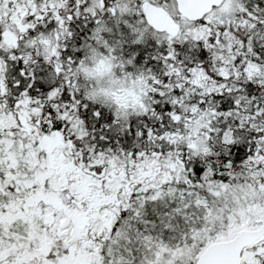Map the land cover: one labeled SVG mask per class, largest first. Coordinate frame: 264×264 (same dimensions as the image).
I'll return each mask as SVG.
<instances>
[{
	"label": "snow or ice",
	"instance_id": "6c2138e0",
	"mask_svg": "<svg viewBox=\"0 0 264 264\" xmlns=\"http://www.w3.org/2000/svg\"><path fill=\"white\" fill-rule=\"evenodd\" d=\"M0 264H264V0H0Z\"/></svg>",
	"mask_w": 264,
	"mask_h": 264
}]
</instances>
